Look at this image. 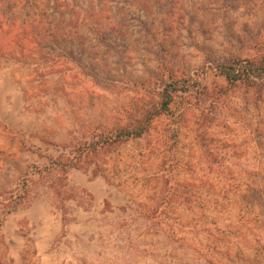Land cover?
Segmentation results:
<instances>
[{
    "label": "rangeland",
    "instance_id": "1",
    "mask_svg": "<svg viewBox=\"0 0 264 264\" xmlns=\"http://www.w3.org/2000/svg\"><path fill=\"white\" fill-rule=\"evenodd\" d=\"M236 57H264V0H0V264H264V78L225 91ZM197 77L168 175L174 119L80 154Z\"/></svg>",
    "mask_w": 264,
    "mask_h": 264
},
{
    "label": "trees",
    "instance_id": "2",
    "mask_svg": "<svg viewBox=\"0 0 264 264\" xmlns=\"http://www.w3.org/2000/svg\"><path fill=\"white\" fill-rule=\"evenodd\" d=\"M215 75L225 84L224 90L234 87L238 83L246 86L254 87L264 78V57L257 60L230 58L227 62L219 64L215 67ZM205 78V77H204ZM207 79L197 78H179L170 79L163 84L156 102H153L149 109L135 119L132 124H123L121 127L100 131L96 137L87 142L85 146H81L80 154L86 152L88 154L97 153L98 149L110 148L116 150L119 146L127 141H149L150 137L156 131V123L162 118L167 120H175L176 127L173 128L171 136L166 138L165 146L162 149V157L159 162L158 174L161 176L168 175L172 169L173 161L178 157L179 123L186 114V108H183V100L190 96L192 92L206 90L209 83ZM170 140V142H169ZM113 147V148H112ZM119 158H112L110 163L114 172H120ZM78 161V158H77ZM76 163H74V166ZM167 172V173H164ZM225 195H222L224 197ZM208 202L216 203V201L208 200ZM202 200H197V204L202 205ZM203 206V205H202Z\"/></svg>",
    "mask_w": 264,
    "mask_h": 264
}]
</instances>
